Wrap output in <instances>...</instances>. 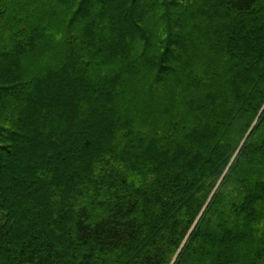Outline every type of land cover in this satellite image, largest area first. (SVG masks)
I'll return each instance as SVG.
<instances>
[{
	"label": "trees",
	"instance_id": "obj_1",
	"mask_svg": "<svg viewBox=\"0 0 264 264\" xmlns=\"http://www.w3.org/2000/svg\"><path fill=\"white\" fill-rule=\"evenodd\" d=\"M0 264H264V0H0Z\"/></svg>",
	"mask_w": 264,
	"mask_h": 264
}]
</instances>
